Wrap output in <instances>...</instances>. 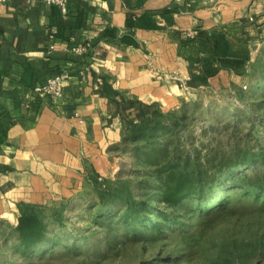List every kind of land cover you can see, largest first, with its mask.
<instances>
[{
    "label": "crops",
    "instance_id": "crops-1",
    "mask_svg": "<svg viewBox=\"0 0 264 264\" xmlns=\"http://www.w3.org/2000/svg\"><path fill=\"white\" fill-rule=\"evenodd\" d=\"M65 1L63 9L0 0V219L13 225L21 203L46 205L81 194L98 163H118L123 121L111 104L115 93L167 111L180 108L194 87L250 72L222 69L188 90L171 77L198 71L197 31H224L234 42L250 36L243 23L235 31L240 16L229 3ZM144 15L153 17L154 28L131 24ZM63 72L69 78L57 101L34 93Z\"/></svg>",
    "mask_w": 264,
    "mask_h": 264
},
{
    "label": "rangeland",
    "instance_id": "rangeland-1",
    "mask_svg": "<svg viewBox=\"0 0 264 264\" xmlns=\"http://www.w3.org/2000/svg\"><path fill=\"white\" fill-rule=\"evenodd\" d=\"M217 2L229 3L240 16L235 31L241 32L239 22L245 24L252 52L250 72L237 81L225 77L194 87L181 107L188 106L189 132L199 147L204 143L230 151L248 146L256 151L264 148V0H213ZM118 158L111 166L97 164L102 189L107 188L106 179L134 184L140 180L132 176L136 169L130 151L123 149ZM243 173L248 175L243 181L215 188L221 196L210 209L224 206L219 212L207 215L200 202H187L175 212L176 227L162 233L146 223L123 222L122 207L103 211L98 185L89 183L81 194L46 203L64 210L65 225L50 227L54 249L17 258L14 264H264V193L246 189L263 179L264 166L238 176ZM134 186L136 198L147 199ZM151 216L155 223L162 222Z\"/></svg>",
    "mask_w": 264,
    "mask_h": 264
},
{
    "label": "trees",
    "instance_id": "trees-1",
    "mask_svg": "<svg viewBox=\"0 0 264 264\" xmlns=\"http://www.w3.org/2000/svg\"><path fill=\"white\" fill-rule=\"evenodd\" d=\"M131 24L136 28L156 26L149 15ZM196 41L199 67L198 73L192 75L191 84L206 85L222 69H233L241 75L250 71L249 37L234 42L224 31L201 29L197 31ZM111 104L123 121L124 149L130 151L136 169L132 176L140 180L134 184L106 179L107 188L102 189L95 170L91 180L98 185L102 210L109 213L113 208H124L122 221L127 224L146 223L161 233L165 228L173 230L179 223L175 212L187 202H200L202 211L213 215L224 207L210 209L221 196L214 191L218 185L243 181L248 175L238 176L239 172L264 166V148L255 151L248 146L235 147L229 151L204 147V143L199 147L197 137L189 132L191 117L187 105L165 111L158 104H147L119 92ZM134 185L147 199L136 198ZM246 189L263 194L264 176ZM19 211L17 225L0 219V264H14L17 258L51 252L55 239L50 235V227L65 225L61 207L21 203ZM150 214L162 222L155 223Z\"/></svg>",
    "mask_w": 264,
    "mask_h": 264
},
{
    "label": "built area",
    "instance_id": "built-area-1",
    "mask_svg": "<svg viewBox=\"0 0 264 264\" xmlns=\"http://www.w3.org/2000/svg\"><path fill=\"white\" fill-rule=\"evenodd\" d=\"M48 5H58L63 9L66 8L65 0H39ZM172 79L180 81V86L184 90L190 88L192 83V76L187 77L186 79H180L176 74L171 75ZM69 78L68 72H63L54 76L47 78L44 82L40 83L34 87V93L39 95H44L48 97L51 101L55 102L62 97L64 92V83Z\"/></svg>",
    "mask_w": 264,
    "mask_h": 264
}]
</instances>
